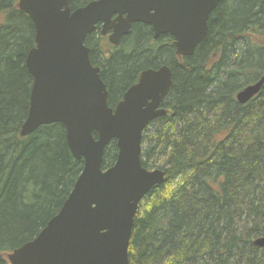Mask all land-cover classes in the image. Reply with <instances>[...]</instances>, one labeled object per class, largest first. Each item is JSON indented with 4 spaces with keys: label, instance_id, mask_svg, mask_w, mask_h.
I'll return each instance as SVG.
<instances>
[{
    "label": "trees",
    "instance_id": "obj_1",
    "mask_svg": "<svg viewBox=\"0 0 264 264\" xmlns=\"http://www.w3.org/2000/svg\"><path fill=\"white\" fill-rule=\"evenodd\" d=\"M20 0H0V264L32 241L61 209L83 169L63 124L20 136L32 76L35 28ZM93 0H70L73 9ZM89 34L115 107L142 70L168 64L173 86L165 117L144 131L142 165L165 172L140 204L129 264H264V87L247 104L238 91L264 76V0H221L206 39L178 57L167 35L133 24L120 46ZM106 55V56H105ZM116 142L103 168L113 165Z\"/></svg>",
    "mask_w": 264,
    "mask_h": 264
},
{
    "label": "water",
    "instance_id": "obj_2",
    "mask_svg": "<svg viewBox=\"0 0 264 264\" xmlns=\"http://www.w3.org/2000/svg\"><path fill=\"white\" fill-rule=\"evenodd\" d=\"M221 0H94L73 9L70 0H20L35 28L26 66L32 76L30 105L20 136L61 123L68 146L83 169L59 212L32 241L7 254L10 264H129L139 205L165 180L162 169L142 165L143 133L167 115L162 107L173 86L168 64L147 68L115 107L100 68L85 44L98 24L118 45L135 23L152 27L154 38L170 34L176 53L191 56L205 40L211 13ZM264 87V76L236 94L247 104ZM117 156L105 169L106 148ZM264 248V236L255 240Z\"/></svg>",
    "mask_w": 264,
    "mask_h": 264
},
{
    "label": "flooded vegetation",
    "instance_id": "obj_3",
    "mask_svg": "<svg viewBox=\"0 0 264 264\" xmlns=\"http://www.w3.org/2000/svg\"><path fill=\"white\" fill-rule=\"evenodd\" d=\"M210 16H211V15H210ZM146 25H148V24H146ZM132 26H133V25H132ZM148 26H150V25H148ZM131 28H132V27H131ZM150 28H151V30H152V27H151V26H150ZM95 30H98V31H99L101 37L103 38V39H102L103 42H105L106 40L109 41V39H108V36H109V35H102V34H101V24H98ZM111 31H112V30H110L109 33H111ZM208 32H209V31H208ZM152 33H153V30H152ZM164 35H167V36L171 37V38L173 39V41H174L173 36H171L170 34H164ZM161 36H162V35H161ZM153 37H154V33H153ZM159 37H160V36H159ZM159 37H158V38H159ZM123 39H124V37L121 38L120 43H119L118 45H112V44L110 43V41H109V45H110V46H114V47H118V46H120V45L122 44ZM155 39H157V38H155ZM205 39H206V38H205ZM86 40H87V39H86ZM174 42H175V41H174ZM85 44L88 46V44L86 43V41H85ZM174 45H175V43H174ZM88 47H89V46H88ZM89 48H90V47H89ZM175 50H176V48H175ZM90 54H91V48H90ZM105 56H106V55H105ZM90 58H91V57H90ZM91 62H92V61H91ZM95 66H96V65H95ZM98 67H99V66H98ZM158 67H159V66H158ZM99 68H100V67H99ZM156 68H157V67H156ZM146 69H147V68H146ZM144 70H145V69H144ZM142 71H143V70H142ZM142 71H141V72H142ZM100 72H101V68H100ZM141 72H140V73H141ZM139 75H140V74H139ZM138 78H139V77H138ZM137 80H138V79H137ZM163 103H164V102H163ZM162 107H164L163 104H162Z\"/></svg>",
    "mask_w": 264,
    "mask_h": 264
},
{
    "label": "rangeland",
    "instance_id": "obj_4",
    "mask_svg": "<svg viewBox=\"0 0 264 264\" xmlns=\"http://www.w3.org/2000/svg\"><path fill=\"white\" fill-rule=\"evenodd\" d=\"M108 43H109V41H107V40L104 42V44H105V51L109 49L108 46H107ZM152 169H155V168H152Z\"/></svg>",
    "mask_w": 264,
    "mask_h": 264
}]
</instances>
